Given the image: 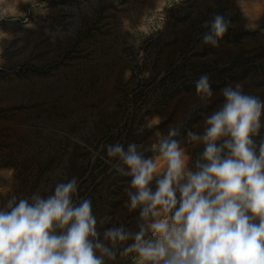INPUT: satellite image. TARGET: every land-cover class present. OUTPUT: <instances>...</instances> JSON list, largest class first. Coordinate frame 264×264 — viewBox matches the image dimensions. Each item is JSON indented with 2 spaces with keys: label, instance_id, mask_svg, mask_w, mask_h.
<instances>
[{
  "label": "rangeland",
  "instance_id": "1",
  "mask_svg": "<svg viewBox=\"0 0 264 264\" xmlns=\"http://www.w3.org/2000/svg\"><path fill=\"white\" fill-rule=\"evenodd\" d=\"M216 15L228 27L212 46L203 37ZM203 76L207 101L196 90ZM237 85L264 102V0H0V210L75 178L73 205L91 202L100 241L114 227L138 232L132 178L107 146L136 144L152 158L158 134L177 128L196 171L204 145L188 133L202 135L222 90ZM260 122L257 153L264 113ZM131 243L105 264H134L121 255Z\"/></svg>",
  "mask_w": 264,
  "mask_h": 264
},
{
  "label": "clouds",
  "instance_id": "2",
  "mask_svg": "<svg viewBox=\"0 0 264 264\" xmlns=\"http://www.w3.org/2000/svg\"><path fill=\"white\" fill-rule=\"evenodd\" d=\"M209 23L204 43L217 46L228 24L219 15L205 27ZM196 90L202 101L212 97L206 76ZM222 94L226 102L206 118L203 134L188 133L189 142L204 145L196 171L174 139L177 128L166 137L158 134L152 158H144L136 144L127 151L119 143L107 146L108 157L121 162L117 171L132 178L126 206L141 209L138 232L114 227L104 233L109 243L100 241L91 202L73 205V178L58 183L46 199L13 198L0 210V264H105L129 240L121 255L134 254V264H264V142L257 153L252 139L264 102L243 94L239 85Z\"/></svg>",
  "mask_w": 264,
  "mask_h": 264
}]
</instances>
